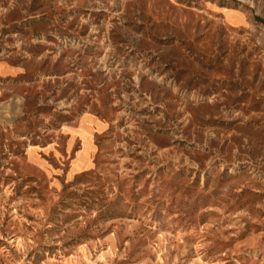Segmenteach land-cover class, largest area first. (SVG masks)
<instances>
[{
    "label": "rangeland",
    "instance_id": "rangeland-1",
    "mask_svg": "<svg viewBox=\"0 0 264 264\" xmlns=\"http://www.w3.org/2000/svg\"><path fill=\"white\" fill-rule=\"evenodd\" d=\"M0 264H264V0H0Z\"/></svg>",
    "mask_w": 264,
    "mask_h": 264
},
{
    "label": "crops",
    "instance_id": "crops-1",
    "mask_svg": "<svg viewBox=\"0 0 264 264\" xmlns=\"http://www.w3.org/2000/svg\"><path fill=\"white\" fill-rule=\"evenodd\" d=\"M93 124H94V125H97L98 122H97V121H93ZM72 127L75 128V129H77V128H78V125H73ZM67 136H68V140H67V142H68V141H69V142H73V141L75 140L76 137H81L80 134H79L78 132H74V133L72 134L71 129L68 130Z\"/></svg>",
    "mask_w": 264,
    "mask_h": 264
}]
</instances>
